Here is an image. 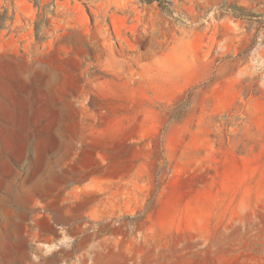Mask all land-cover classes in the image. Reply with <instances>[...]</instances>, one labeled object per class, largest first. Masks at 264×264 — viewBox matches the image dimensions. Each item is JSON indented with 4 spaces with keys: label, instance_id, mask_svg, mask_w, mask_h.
<instances>
[{
    "label": "rangeland",
    "instance_id": "374dc122",
    "mask_svg": "<svg viewBox=\"0 0 264 264\" xmlns=\"http://www.w3.org/2000/svg\"><path fill=\"white\" fill-rule=\"evenodd\" d=\"M0 264H264V0H0Z\"/></svg>",
    "mask_w": 264,
    "mask_h": 264
},
{
    "label": "bare ground",
    "instance_id": "6f19581e",
    "mask_svg": "<svg viewBox=\"0 0 264 264\" xmlns=\"http://www.w3.org/2000/svg\"><path fill=\"white\" fill-rule=\"evenodd\" d=\"M117 24V23H116Z\"/></svg>",
    "mask_w": 264,
    "mask_h": 264
}]
</instances>
